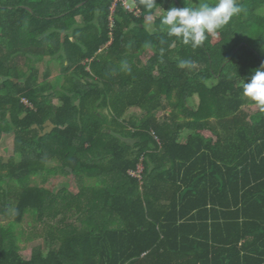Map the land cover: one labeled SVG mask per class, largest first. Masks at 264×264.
<instances>
[{
  "label": "trees",
  "instance_id": "trees-1",
  "mask_svg": "<svg viewBox=\"0 0 264 264\" xmlns=\"http://www.w3.org/2000/svg\"><path fill=\"white\" fill-rule=\"evenodd\" d=\"M199 2L137 0L138 16L115 0H0V141L13 134L20 156L0 160V210L14 212L0 264H264V111L241 95L264 64V0H237L244 11L197 49L160 19L149 29L157 10ZM52 60L64 72L38 84L34 63ZM58 175L82 180L81 193L26 183ZM28 216L43 224L26 234ZM36 238L48 250L27 253Z\"/></svg>",
  "mask_w": 264,
  "mask_h": 264
},
{
  "label": "clouds",
  "instance_id": "clouds-1",
  "mask_svg": "<svg viewBox=\"0 0 264 264\" xmlns=\"http://www.w3.org/2000/svg\"><path fill=\"white\" fill-rule=\"evenodd\" d=\"M141 3L145 8L152 9L156 0H141ZM243 11V5L237 3V0H200L196 7L187 4L183 8L171 7L165 11L160 23L169 36L177 38L183 45L197 49L208 35L215 34ZM193 65L191 60H181L178 64L181 68ZM121 70L131 71L126 61L121 62ZM241 95L264 111V64L242 83Z\"/></svg>",
  "mask_w": 264,
  "mask_h": 264
},
{
  "label": "rangeland",
  "instance_id": "rangeland-1",
  "mask_svg": "<svg viewBox=\"0 0 264 264\" xmlns=\"http://www.w3.org/2000/svg\"><path fill=\"white\" fill-rule=\"evenodd\" d=\"M133 4V2H131ZM165 15V12L162 9H159L155 12L153 15V18L149 20L148 22V27L150 30H155L156 28L159 27V24L157 23V20H161V17ZM79 20H81L79 18ZM112 25V24H111ZM161 26V24H160ZM162 27V26H161ZM36 57L34 58V60ZM144 63H147L148 59L144 58L143 59ZM35 65H38V70H39V83H44V82H49L52 85L56 84V79L58 78L60 72H64L63 65L61 63L56 64L55 61H50V62H40V63H34ZM66 64L68 65L69 69L72 70L74 68V65H71L69 61H66ZM25 70L28 71V68H25ZM26 103H28L27 99H24ZM54 103L58 104V100L54 99ZM190 107L191 109L194 108L196 109L197 107V102L194 99H191L190 101ZM257 106H252V107H245V109L250 112L254 113L257 110ZM193 109V110H194ZM141 111L139 108L133 109L131 111V116L133 114H140ZM169 112H161L158 114L160 119H164L168 117ZM52 132H48L47 134H50ZM46 136V135H45ZM55 153H50L48 151L46 155L47 159V164L49 165L50 169H58L60 168L59 165H55V157L53 156ZM8 157V164H10V160L13 157L16 162L20 160V156L16 155V150H15V140L13 134H7L3 137V139L0 141V160L3 159V164L4 163V158ZM27 157H25L26 159ZM38 156L36 154H32L28 157V159H34L36 160ZM47 176H29V178L26 180L27 185H38L41 188L45 190H49L54 193V195H57L58 198L61 200L63 198L68 199L70 198V195H76L81 193L83 190L84 184L82 180L79 178H73V177H67V176H56V177H51L49 176L48 179L46 180ZM68 197V198H67ZM69 213V222L75 225L82 224V221L80 219V216L82 214V211L80 208H74L72 210H68ZM38 218V217H37ZM43 217H40L36 220H33L31 216L26 217L25 221L23 224H20L18 228L24 227V231L29 233V230L32 229L33 225H38L41 226L43 224L42 222ZM14 220V212L12 210L9 211V213L4 214L3 211L0 210V224L3 225H8ZM48 220L49 225H61V221L63 218H56L53 220ZM25 238L28 237L29 235H24ZM24 239V237H23ZM22 245L25 246V251L28 253L33 247L41 246L43 250L46 252L48 250V242L45 241L43 238H36L33 240L28 241L26 239L22 241Z\"/></svg>",
  "mask_w": 264,
  "mask_h": 264
},
{
  "label": "built area",
  "instance_id": "built-area-1",
  "mask_svg": "<svg viewBox=\"0 0 264 264\" xmlns=\"http://www.w3.org/2000/svg\"><path fill=\"white\" fill-rule=\"evenodd\" d=\"M131 2H133V4H131ZM120 4H122L123 7L125 9L129 10L130 12H133V13H135L138 16H141L142 15V9L137 4V0H115V4H114L112 10L114 11V9L116 8V6H118ZM26 104L29 106L30 103L28 102ZM143 171H144L143 168H140L139 173H132L131 175L133 177H135V178L141 179V175H142Z\"/></svg>",
  "mask_w": 264,
  "mask_h": 264
},
{
  "label": "water",
  "instance_id": "water-1",
  "mask_svg": "<svg viewBox=\"0 0 264 264\" xmlns=\"http://www.w3.org/2000/svg\"><path fill=\"white\" fill-rule=\"evenodd\" d=\"M54 128H55V126H54L50 121H48V122L46 123V128L44 129L42 135L44 136V135H46L48 132H52ZM8 159H9L8 157L4 158V163H5V164L8 163Z\"/></svg>",
  "mask_w": 264,
  "mask_h": 264
}]
</instances>
